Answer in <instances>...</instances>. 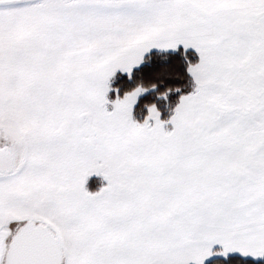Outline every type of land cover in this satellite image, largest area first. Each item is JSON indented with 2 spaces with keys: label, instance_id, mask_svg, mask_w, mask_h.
<instances>
[{
  "label": "snow or ice",
  "instance_id": "snow-or-ice-1",
  "mask_svg": "<svg viewBox=\"0 0 264 264\" xmlns=\"http://www.w3.org/2000/svg\"><path fill=\"white\" fill-rule=\"evenodd\" d=\"M264 259V0H0V264Z\"/></svg>",
  "mask_w": 264,
  "mask_h": 264
},
{
  "label": "trees",
  "instance_id": "trees-1",
  "mask_svg": "<svg viewBox=\"0 0 264 264\" xmlns=\"http://www.w3.org/2000/svg\"><path fill=\"white\" fill-rule=\"evenodd\" d=\"M250 264H264V259H259L255 261H250Z\"/></svg>",
  "mask_w": 264,
  "mask_h": 264
},
{
  "label": "crops",
  "instance_id": "crops-1",
  "mask_svg": "<svg viewBox=\"0 0 264 264\" xmlns=\"http://www.w3.org/2000/svg\"><path fill=\"white\" fill-rule=\"evenodd\" d=\"M257 260H259V259H257Z\"/></svg>",
  "mask_w": 264,
  "mask_h": 264
}]
</instances>
